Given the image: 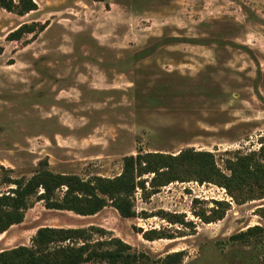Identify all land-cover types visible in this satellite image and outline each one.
I'll use <instances>...</instances> for the list:
<instances>
[{"label":"rangeland","instance_id":"374dc122","mask_svg":"<svg viewBox=\"0 0 264 264\" xmlns=\"http://www.w3.org/2000/svg\"><path fill=\"white\" fill-rule=\"evenodd\" d=\"M35 2L24 15L0 7V195L42 166L114 178L128 156L195 150L229 174L228 160L264 150V0ZM25 24L34 31L10 39ZM173 167L183 181L135 170L134 217L47 209L40 189L0 252L42 227L97 228L93 239L145 254L139 264L176 252L174 264H264V198L240 203L187 161Z\"/></svg>","mask_w":264,"mask_h":264},{"label":"trees","instance_id":"16d2710c","mask_svg":"<svg viewBox=\"0 0 264 264\" xmlns=\"http://www.w3.org/2000/svg\"><path fill=\"white\" fill-rule=\"evenodd\" d=\"M0 7L19 15L37 9L35 0H0ZM26 24L14 32L10 39H19L26 32H33ZM264 153L252 152L236 156L228 160L223 173L217 166L215 156L211 152L186 150L176 156L158 153L138 154L124 159L123 173L114 178L96 176L84 180L77 175H62L51 172L46 167L29 180H6L14 184L8 193L0 195V234L11 226L23 222L25 212L30 208L32 197L43 201L47 209L72 211L82 216H92L107 206H113L124 217H134L133 198H131L142 182H138L134 173H157L167 168L166 183L178 181L183 176H176L173 162L187 161L189 167L196 166L199 171L215 179L229 195L238 202L254 198H264V163L257 156ZM43 165V163H41ZM48 166V164H45ZM145 187V186H143ZM63 191L59 196L58 192ZM250 228L246 233L232 236L238 239L257 231ZM97 228H39L31 239V245L18 246L0 252V264H85L90 262H106L108 264H139L147 257L143 253L132 252V246L117 237L93 239ZM146 235V234H145ZM182 252L168 255L163 264H174L172 261L181 257Z\"/></svg>","mask_w":264,"mask_h":264}]
</instances>
